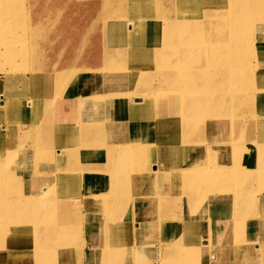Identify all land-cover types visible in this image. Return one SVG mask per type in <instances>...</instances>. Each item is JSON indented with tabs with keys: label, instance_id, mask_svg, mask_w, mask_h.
<instances>
[{
	"label": "rangeland",
	"instance_id": "374dc122",
	"mask_svg": "<svg viewBox=\"0 0 264 264\" xmlns=\"http://www.w3.org/2000/svg\"><path fill=\"white\" fill-rule=\"evenodd\" d=\"M111 1L113 2L111 3ZM163 1L164 0H0V42H4L0 45V92H7L5 94V105L8 106L7 114L0 111V127L5 130L0 132V155L4 156L1 159V168L2 164L4 165L6 161H10V163L7 164V168L10 170L12 167H16L13 171L19 172L10 177V182L14 184L19 182L20 187L18 194H11L8 198L12 200L13 205L16 204L19 207L20 211H26V207H32L33 213H37L38 211L37 203H47L52 207H54L53 204H55V208H60L59 203L64 198H72V196L68 194L70 186L66 182L58 184L53 180V177H41L44 170H49V173L54 172L57 174L65 173V171L74 174L80 171L84 172L83 163L87 160L86 157L80 156L77 158V155L70 154H65L64 157H62L63 155L60 154V150L57 154V158L56 156H49L55 153L56 146H58V144L53 143L54 141L61 143L62 146L58 149L69 148V145L63 143L62 140L50 136V132L52 134L56 130V123L62 122V127L65 129L61 132H64L67 136L75 135L76 132L78 145L91 148L100 146L104 148L96 160L104 158L103 162L110 168H106L104 173L106 177L101 179L102 182L96 183H98L99 187L103 184L105 189L110 188L111 184L109 183L110 185L108 186L103 182L105 180L110 181L112 173L119 170L121 161L124 162L122 165L125 166L124 168L127 170H130L129 161H131L130 164L133 162L134 171L138 172L141 170L144 177L153 170L168 169V171H171L177 168L179 169L181 166H184V164L181 165V161L185 155L189 157L192 156L195 159L194 161L186 163L187 165L197 163L204 164L207 162L209 164L207 167L212 168L215 172L219 169L226 170L223 174L213 175L212 179H210L209 176H205L206 181H204V185H200L199 188L190 187L188 190L186 185L190 180V176L179 174L175 179V185L183 189L184 192L177 191L173 192V194L180 195L181 193L183 196L169 197L168 202L170 207L167 214L175 212L180 205V201L187 196L189 198L192 197L194 200L191 203V206H193L189 213L191 219H194L193 221H197L200 227H204L203 229H199L200 231L204 229L205 231L213 230V236H216L215 234L218 233V230L221 232L222 230H220V228L224 225V223L222 225L219 224L220 221L218 222V218H226V220H231L232 223H235L236 219H245V222L241 225L236 222V226L239 225L245 230H240L241 232L236 230L231 231V234L226 232L222 233V236L231 235L227 240L233 243L230 248V250H232L231 255L228 261L223 264H264V246L262 249L261 236H259L258 239H254V235L256 236V234L257 236L260 233L264 235V211L261 213L259 207L262 202L260 195L264 194V0H240L242 3L245 2L244 5L242 3L240 4L239 0H194L190 3H188L187 0H172V3L169 0ZM184 8H188L192 12L195 11L193 13H199L195 14L198 15V18H202L205 13L211 9L217 12L222 10L223 13H229L226 16L228 20L238 14L243 26L244 23H246V27L250 28L248 34L253 36V42L243 47L247 56L245 60L238 62V69L240 73H243V79L238 80V83L235 82L237 86H234L235 84L233 85V82L230 81V73H228L227 79H211L212 72L215 73V69L219 70L222 66H205V61L210 58H206L205 55H203L208 47L202 44L200 46L201 41L190 45L182 42L173 44L170 39L168 41L165 39V37L169 38L167 35L168 33L163 29L157 30L154 26V13L157 12L161 16L164 14L168 15L171 12L168 16L171 15L175 18L177 17V11H181V9ZM108 9L110 10L109 12H107ZM135 14L139 15V19L136 22L143 29V32H140L138 36V41L149 37L151 39V41L149 39V42H152V46H147L145 43V47L152 49L154 45H160L171 48V50L178 54L192 51L193 57H195L199 65L205 67V69L197 74L195 80L194 78L186 80L188 85H185L180 80L179 82H174L175 80L167 79L160 75V62L157 58L153 57L140 60L138 64L141 74L138 73V75L147 76L150 74L149 83H146V87L150 89L148 91L144 89L141 90V88L145 87H142V83L145 81L144 78H137L135 80L131 78L129 81L126 80L124 89L130 87L128 91L132 95L139 93L140 95H145L146 93L153 94V88H156L154 92L159 94L175 95L173 108L171 104L167 105L165 102L159 109L160 111H165L164 108L170 107L172 111L168 112L170 113L169 115L160 116L157 114L154 119L149 118L138 121V123L142 124H136L135 126H128V122L123 121L119 127H114L111 130V128H107V125H109L112 120V113L110 112L109 117L101 119L97 111H93L91 108L82 109L81 100L84 98L85 91H87L86 94L91 96L93 94L92 88L97 89L100 85H105V87L109 85L108 81L104 80L106 70H100L101 73L104 74L103 76L99 73V68L103 66L111 69L109 68L110 63H107V61L109 59L108 53L113 49L111 47L106 48L105 46L106 41H104V33L107 32L106 29H109L110 34L113 33V29L118 27L117 25H122L124 27L126 24L125 21L129 23L133 22ZM1 15H3V17H1ZM220 18L222 17L220 16ZM108 20L109 22H107ZM85 25H87V29L78 31L77 40L74 41L76 46L71 47V40L69 41L68 39L71 32L69 29L74 28L75 32L76 28H83ZM186 27L187 23L185 22V18L179 15L175 23L170 25L169 29L178 31L177 34L181 35L185 32ZM208 27L209 26L206 28ZM198 28H203L205 31V27L202 25L200 26L199 23H196L194 26V30H198L199 34L202 35L201 30ZM70 53L75 54L74 56L77 58H73L71 63L67 62L69 64L66 63L64 64L65 66H63L62 61H67V56ZM131 61L132 59L127 55L123 58V67L120 63L114 67L117 66L116 69L122 68L124 69V73H127L128 67L131 69ZM166 64L169 65L168 63ZM62 67L68 71L71 69V74H75L77 69L91 70V73L89 77L81 76L83 79L75 78L69 81V83L61 87V89L53 83L55 86L54 92L62 94V97H60L61 100L69 105V107L61 109L60 111L62 113L58 115L55 111L53 112V106L51 104H49V106L45 105L44 96L46 92L43 85L44 80L38 76L39 74L36 71L61 70ZM224 67L227 68L228 65H224ZM25 73L29 74V76L33 73L32 75L35 76L34 78L30 76L27 82H25L21 78ZM7 75L11 78L10 82L9 80L7 81ZM84 78L87 79L85 80ZM113 82H115L113 84L123 83L122 80L120 82ZM215 82H217V89H215L214 95L200 93L199 97L202 96L204 98L205 96H209L213 107V100L216 96V92L219 91L218 97L223 99H221L222 105H218L220 107L218 111L208 113L209 110L202 108L203 106L197 108V105H192L189 102L193 96L199 95L191 94L188 98L187 92L189 90L205 85L211 86ZM77 83L81 84L80 88H77ZM2 84L5 85L6 89L1 87ZM167 86L176 87L177 90H171L167 88ZM136 87L139 91L134 89ZM225 90L229 93H224L223 91ZM50 91L51 90H49V92ZM110 92L113 95L117 94V92L114 91ZM74 100L76 101L75 104L72 103ZM110 108L117 113L118 109L116 105ZM46 109L49 112L52 111L51 118V113L48 115ZM115 109H117V111H115ZM163 111L161 113H163ZM127 112L126 110L125 114ZM221 116L227 117L230 120L227 122L222 121L223 124L211 128V121L215 119L219 120ZM193 118H196V120ZM127 119L129 118L120 120ZM150 121H155L154 125L153 122L146 124ZM168 121H175L173 123L174 128L170 129V133L173 132L172 134L176 138L169 136V134L167 136L160 135L159 122L166 123ZM187 121H192L194 124L186 125ZM88 123L91 126L85 128V124ZM72 124H77L79 128H76L75 125L72 127ZM4 125L7 127L4 128ZM101 130H103V134H105L104 141H92V139L99 136ZM122 131L127 132V141L131 143L133 147V152L129 154L130 159L127 163L124 159L125 153L123 152V146L116 142L115 139L108 142L111 135H120ZM27 135L28 137L34 136L35 142L27 143L25 141ZM165 137L167 142L163 140ZM182 139V143H184L183 146H188V150H185L187 153H182L181 151L182 144L180 141ZM85 140H87V142H85ZM171 142L176 143L175 151H164V148L160 150V146H166V143L170 144ZM228 143L231 145L234 144L235 147L241 145L244 150L247 148L245 151L255 154L257 162L262 168L241 171L239 174L235 175L233 174V167L230 168L225 166L226 168H220L219 165L223 161H219V158L221 156L225 157L226 155L230 156L231 153H226L222 149H220V151L217 149L218 151L213 150V152H211L210 149H213L216 144L225 145ZM143 146L150 149L151 152H148V150L144 151ZM18 149L20 150L17 154L12 153H15ZM139 149H141V151H139ZM210 153H212L213 157L210 156ZM153 157L155 158L153 159ZM153 160L155 161L154 166ZM125 163L126 165H124ZM190 167L196 168V165H190ZM249 167L252 166L249 165ZM257 173L258 176H256ZM19 174H21L20 177H17L16 175ZM137 178L139 179L138 176ZM178 179L179 184L177 183ZM87 183L89 184L83 181V188L91 185L90 182ZM139 183L138 180L134 186L140 185ZM145 183H149L148 189L139 190ZM120 184L121 188L118 189V192H105L107 197L116 199L112 202L114 207L108 202H102L100 200L98 202L99 211L105 213V220L109 219V222L103 224L102 227H94L90 234L89 231L85 233L82 231L81 233L77 230L74 240L61 247L63 249L56 251L53 257L58 258L59 253L63 251L64 254H70L74 257L75 264H168L164 254H160L161 249H159L160 253L155 256V247L164 244L163 240L165 235H173L177 238L176 235L180 232H175V230L164 232L163 228L164 226H170V228H172L173 222L176 220L181 221L183 215L174 214L169 218L167 214L162 212L159 214L160 217H158L159 210L156 207L155 199L163 192L157 194L155 191V195L153 194L152 176L151 179L145 178V181L140 187L136 188L133 186L134 190L139 191L132 190L131 183L128 184V182L123 181V183L120 182ZM215 184H227L235 190V202L237 206H235V208L239 209L240 214L235 213V216H231V214L226 215L222 213V209L218 208L217 205H213L214 201L220 197L209 190V187L215 186ZM164 186H166L165 183L159 186V189L161 187L164 188ZM76 188L78 189V187ZM201 189H203V191ZM213 191L216 193L220 190ZM87 193L90 194L88 191ZM201 194L202 196L204 194L203 197H205L201 200L204 204L201 201L199 202V198L202 197ZM223 196H228V193H224ZM181 202L186 203V199ZM104 203L105 205L102 206ZM108 207L110 211L114 209L112 215L105 211ZM73 210L81 212L76 208ZM125 211H127V214L124 213ZM137 213L140 215V221L143 223H140L137 230L133 224L135 229L133 230L131 228V222L137 219ZM185 215L184 219L186 220L184 221L189 224L188 215L187 217ZM230 217L232 219H230ZM80 218L81 213L79 217H71L69 220L70 222L73 221V224L80 228L78 224ZM167 218H169V221L166 220ZM111 219H114L111 224L118 233L112 230V226L110 225ZM41 220H45L43 216L33 219L32 221L28 220L29 224H25L26 227H24L25 231L30 232V228L42 223ZM91 220L93 221L92 218ZM146 221H150V223H145ZM84 228H86V226H84ZM24 229L23 225H21V232L24 231ZM205 231L203 232L204 235L207 233ZM180 234H185L184 236H186L185 231ZM241 234L248 235L250 238L249 241L253 239L254 243L251 248L246 250L247 247L242 249L236 246L237 243L245 241V239L242 240ZM22 236V233L15 234L12 238L7 240L10 246L5 247L3 252L6 256H0V263L7 264L8 259L13 260V254L10 255L13 251H26L27 247L25 246L27 245L24 240L22 241V245L14 246V244L17 243L13 241H17ZM184 236L176 240L186 243L188 239ZM93 238L103 240L106 247L108 246L109 249L112 248L113 250H111L109 254L107 252H102V250L95 249L93 251L95 247L92 241ZM114 241H116V243L118 242L115 246ZM69 245L72 246L69 247ZM259 245L262 250L254 251L256 250L255 247ZM99 246L100 249L102 243H100ZM80 251L83 253L81 256ZM174 253V258L177 257V259L180 260V257H182V259H184L183 262L181 259L180 263L174 261V264H208L206 261L208 258L207 254L203 250L193 255H190V252L185 251V249L178 250ZM78 257H81V259L79 260ZM15 259L19 261V264H26L27 261L26 258L22 259L21 257H15ZM49 264L60 263L56 260Z\"/></svg>",
	"mask_w": 264,
	"mask_h": 264
},
{
	"label": "bare ground",
	"instance_id": "6f19581e",
	"mask_svg": "<svg viewBox=\"0 0 264 264\" xmlns=\"http://www.w3.org/2000/svg\"><path fill=\"white\" fill-rule=\"evenodd\" d=\"M169 1H171V3H172V0H169ZM187 1H188V3H190V2H193L194 0H187ZM112 2L113 1H111V3ZM163 2H162V4H163ZM241 3H242V1H240V4ZM244 3L245 2H243L242 4L244 5ZM238 6H239V4H238ZM109 11L110 10L108 9L107 12H109ZM256 11H260V10H256ZM177 12H178L176 14L177 17H175V18L172 17L171 15L168 16L171 12L168 15L164 14L161 16L157 12L153 14L154 26L157 28V30L163 29L166 33H168L167 35L169 38L165 37V39L167 41L170 39V41L173 44L176 42H182V43L189 44V45L193 44V43H198L201 41L200 46L202 44V45H205L206 47H208L207 51L204 52L205 54H203V55H205L206 58H210L209 60L205 61V63H204L205 66H207V65H213L214 67L215 66L219 67V65L222 66L221 68H219V70L214 68L215 73L212 72L211 79H214V78L216 80L217 79H219V80L220 79H227L228 73H230L229 77H230V81L233 82V85L235 84V82L238 83V80H242L243 79V77H242L243 73L239 72V69H238L239 63L238 62L239 61L242 62L243 60H245V57L247 56V54H246V51L243 50V47L246 46L248 43L251 44L253 42V36L251 34H248V32L250 31V28L246 27V23H244V26H243V23H241V19L239 18L238 14H236L234 17H231L228 20V19H226V16L229 13H223L222 10L220 12H217V11H213L211 9L210 11L206 12L202 18H198L197 17L198 15H195V14H199V13H193L195 11L192 12L188 8L181 9V11H177ZM241 12H242V10H241ZM179 15L184 17L185 22L187 23V27L185 29V32L181 35L177 34L178 31H174V30L169 29L170 25L175 23V21ZM220 16L222 18H220ZM1 17H3V15H1ZM24 17H26V16H24ZM138 19H139V15L135 14V16L133 18V22L129 23L128 21H125L126 24L124 27L122 25H120V26L117 25L118 27L113 29V33H111V34L109 33V29H106L107 32L104 33V41H106L105 46H106V48L111 47L113 49L110 53H108L109 59L107 61V63H110L109 68H111V69H108V67L103 66V67L99 68V73L101 76H103L104 74L101 73L100 70H102V69L106 70L104 80L108 81L109 85L106 87H105V85H100L97 87V89L92 88L93 94L91 96L86 94L87 91H85L84 92V98L81 100V108L82 109H87V108L90 109L91 108L93 111H97L99 113L101 119L104 117L105 118L109 117L110 112H111L112 113L111 114L112 120H111L110 124L107 125V128L109 127V128H111V130L114 127H119L121 125V122H123V121L128 122V126H130V125L135 126L136 124H142V123H138V121H142V120L149 119V118L154 119V117L157 114L160 116L161 115H169L170 113H168V112L172 111V109H170V107L164 108L165 111L162 110L163 113H161L162 111H160L159 109H160V106L162 104H164L165 102L167 103V105L171 104V107L173 108V104L175 103V95L159 94L157 92H154V90L156 88H153V94L152 93H146L145 95H140V93H139L136 95H134V94L132 95L128 91V90H130V87H127L126 89H124V87L126 86V85H124L126 83V80L129 81L131 78L134 80L137 78H144L145 81H143L142 87L143 86H145V87L141 88V90L144 89L145 91H148L150 89V88L146 87V85L149 83L150 74H148L147 76H145V75L140 76L141 73L139 72L140 67L138 64V62H140V60L150 59L153 57L157 58V60H159V62H160V64H159L160 75H162L163 77H166L167 79L175 80L174 82H179V80H180L185 85H188V82L186 80H191L193 78L195 80L197 78V74H199V72H201L203 69H205V67H202L201 65H199L198 60L195 57H193L192 51H186L183 54H178V53H175L173 50H171V48H167V47L160 46V45H154L152 49L145 47V43L147 44V46H152V42H149V39H150L149 37H147V39H143L141 41H138L139 40L138 36H139L140 32H143V29L141 28V26H139L138 23L136 22ZM262 19H263V17H262ZM107 22H109V20ZM196 23H199L200 26L202 25L205 27V31L203 28H200V29L198 28L199 30H201L202 35L199 34L198 30H194V26ZM207 26H209V27L206 28ZM128 27H129V30H128ZM43 32H45V31H43ZM68 39L70 41L69 37H68ZM150 41H151V39H150ZM2 43H4V42H0V45ZM74 46H76V44H74L73 46L71 45V47H74ZM100 46H98V47H100ZM74 55L75 54L70 53L67 56V58H68L67 61L66 60L62 61V65L65 66L64 64H66L67 62L71 63L73 61L72 60L73 58H77ZM127 55H129L130 58L132 59V61H131L132 66H131V69H130V67H128L127 73L126 72L124 73V69H122V68L116 69L117 66L116 67H114V66L119 64V63L121 64V66L124 65L123 64V58L126 57ZM97 56H98V54H97ZM124 60H126V59H124ZM116 62H118V63H116ZM69 63H67V64H69ZM166 63H168L169 65H167ZM103 65H104V63H103ZM224 65H228V67L226 68V67H224ZM69 70L71 71V69H69ZM70 71L65 70V68L63 69V67L61 70L53 69L50 71H41V72L36 71L39 74V75L38 74L37 75L44 80L43 85L45 87V92H46V94L44 96L45 97L44 103L46 106L47 105L49 106V104H51L53 106V108H52L53 112L55 111L58 115H60V113H62L60 111L61 109H65V108L69 107V105L65 101L61 100L60 97H62V94H60V93L58 94V93L54 92L55 86L53 83H55L56 86L60 87V89H61V87H63L65 84L69 83V81H71L75 78L76 79L82 78L81 76L89 77V75L91 73V70H78L77 69V71H75L76 72L75 74L74 73L71 74ZM138 73H140V74L138 75ZM155 73H157V72H155ZM32 74L33 73H31L30 76L34 78L35 75H32ZM30 76H29V74L25 73V74H23V76L21 78H22V80L27 82V79ZM153 78H154V76H153ZM253 78H254V76H253ZM84 79L86 80L87 78H84ZM8 80L10 82L11 78L7 75V81ZM121 80L123 82L122 84H113V83H115L113 81L120 82ZM251 81H253V80H251ZM258 82H260V81H258ZM154 83H155V81H154ZM168 84H170V83H168ZM174 84H176V83H174ZM76 86H77V88H80L81 84L77 83ZM234 86H237V85L235 84ZM1 87L5 88V85L2 84ZM167 88H169L171 90H173V89L177 90L176 87H168L167 86ZM134 89H136V91H139V89H137V87ZM215 89H217V82H215L211 86L205 85L203 87L192 88L191 90H189L187 92V94H188L187 97L189 98V95L191 96V94H196V95L199 94L198 96H193L189 100V102L192 105L193 104L197 105V108L203 106L202 108L209 110L208 113H213L212 111H218L219 110L220 107L218 105H222L221 99H223V98L218 97L219 91L216 92V96L213 100L214 101L213 107H212L211 99L209 96H205L204 98L202 96L201 97H199V96H200V93H204L205 95H207V94L214 95ZM49 90H51V91L49 92ZM110 91L117 92V94L113 95ZM223 92L229 93L227 90H225ZM6 93L0 92V95H4V96H0V111H2V113L4 112V114L8 113L7 112L8 106L5 105L6 104V97H5ZM118 97H121V98H118ZM187 97H186V99H187ZM75 102L76 101L74 100L72 103L75 104ZM115 105L118 109V111H117V109H115V111H117V113H115L114 110L112 108H110L111 106H115ZM187 108H188V106H187ZM126 110L128 112L125 114ZM46 113L48 115L51 113L50 118L52 117V111L49 112L46 109ZM125 118H129V119L120 120V119H125ZM193 119L196 120V118H193ZM228 120H230V119L227 117L221 116L219 118V120L215 119V120L211 121V128H214L218 125H221V124H223V122H227ZM152 122L154 125L155 121H150V122H147L146 124H150ZM174 122L175 121H173V122L168 121L166 123L165 122H159L160 135L167 136L169 134V136L176 138L172 134L173 132L170 133V129L174 128V125H173ZM190 124L193 125L194 123L192 121H189V122L187 121L186 125H190ZM74 125L76 128L78 127L77 124H72V127ZM4 126H5L4 128L7 127L6 125H4ZM88 126L90 127L91 125L88 123V124H85L84 127L86 128ZM92 126H95V125H92ZM55 127H56L55 132H53L52 134L50 132V136H53V138L56 137L58 140H62L63 143H66L67 145H69V148H67V149H62V148L59 149L61 152L60 154L63 155L62 157H64L65 154L77 155V158H79L80 156H83V157H86V159H87L84 161V163L90 164L91 161L98 158L99 154L104 150V148L100 147V146L91 148L88 146L78 145V141L76 138L77 137L76 132H75V135H68V136L64 132H61L63 129H65L64 127H62V122L56 123ZM95 127H98V126H95ZM0 129H1L0 132L4 130L1 127H0ZM111 130H109V131H111ZM188 133H189V131H188ZM225 137H227V136H225ZM225 137H222V138H225ZM127 138H128L127 132L122 131L120 135H111L109 137V141H108V142H111L112 140L115 139L116 142H118L120 145L123 146V152L125 153L124 159L126 160V163L130 159L129 154L133 152V147H132L131 143H129L127 141ZM163 140L167 142L166 137L163 138ZM175 141L178 142L177 140H175ZM85 142H87V140H85ZM182 142H183V139L180 141V143L182 144L181 151H182V153H184V152H186L185 150H188V146L184 147L183 146L184 143H182ZM170 144L166 143V146H160L159 148H160V150L164 148L165 149L164 151H167V150L175 151V147H176L175 144L176 143L171 142ZM143 148H144V151L148 150V152H151L150 149H148L144 146H143ZM217 149H219V151H220V149H222L226 153H231L230 156L226 155L225 157L221 156L219 158V161H223L222 163H220L219 167L220 168H224L225 166L230 167V168L233 167L234 168V172H233L234 175L239 174L241 171H247V170L249 171V170H253L256 168H262V166H260L259 163L257 162V158L255 157V154H253L251 152H250L251 154L248 153L247 151H245V150H247V148L244 150V148L241 147V145L235 147L234 144L231 145L229 143L225 144V145L216 144L215 147H213V149L211 148L210 150H211V152H213V150L215 151ZM19 150L20 149L15 151V153L14 152H12V153L17 154ZM139 151H141V149H139ZM153 156H154V153H153ZM210 156L213 157L212 153H210ZM3 157L4 156L0 155V160ZM57 157H58V155H56V158ZM92 157H93V159L91 160ZM154 158L155 157H153V159ZM194 160L195 159L192 156L189 157L188 155L187 156L185 155L181 161V165L184 164V166H181L179 169L177 168V169H174L171 171H168V169H166V170L165 169L153 170L152 172L147 173L145 175V177L143 176V173L141 172V170H139L138 172L134 171L135 169H134V166L132 165L133 162H132V164H130L131 161H129V169L130 170H127L124 168L125 166L122 165V163H124V162L121 161L119 170L112 173V175H111L112 178L110 177V181L105 180L103 182L105 185H108V186L110 184L112 185V186L110 185V188H108V189H105L104 188L105 186L103 184H101V186L99 187L98 183H96V182H102L101 179L103 177H106V175H104L106 169L90 168V166H87L86 164L83 163L84 164V172L80 171L76 174L71 173V172H66V171H65V173L57 174V173L53 172V169H52L53 173H49V170H44L42 173L43 175L41 177H45V178L53 177V180L58 184H62L63 182H66L70 186L69 187L70 190L68 191V194H70L72 196V198H64L59 203L60 208H55V204H53L54 207H52L47 203H41V202L37 203L36 204V205H38L37 206L38 207L37 213L32 212V207H30V208L26 207V211H20L19 207L16 204L13 205L12 200H10L8 198L9 195H11V194H18L19 193V188H20L19 182L17 184L10 182V177L19 173V172L13 171V169L16 167H12V169H10V170H9V168H7V164L10 163V161H6L4 165L2 164V168H1V163H2V160H1L0 161V254H1L0 256H6V254L3 251H4L5 247L10 246V244L7 242V240L12 238L15 234L22 233L23 236L20 239H18L17 241H13V242L17 243V244H14V246L22 245V241L24 240L26 242L27 246H25V247H27V249L25 252H20V250H19V251H13V253H10V255L13 254V257H12L13 260L8 259L7 261L9 263L7 262V264H19V261H17L15 259V257H21L22 259L26 258L27 259L26 264H34V263L35 264H49L50 262H54L56 260H58V262L60 264H75L74 263V257L70 254H64L63 251H61L59 253L58 258L53 257V255L56 251L63 249L61 247L69 244L70 241L74 240V237L77 233V230H79L81 233H82V231H83V233L89 231V234H90V232L92 231V229L94 227H96V228H98L99 226L102 227L103 224H105L106 222H109V219L105 220V213L104 212L102 213L101 211H99V208H98L99 200L102 202H108L111 205L113 204L112 202H114L116 200V199L107 197V194H105L106 191L107 192H114V191L118 192V189L121 188L120 182L123 183V181L128 182V184L131 183L132 184V190H134L133 186L138 180L140 182L139 183L140 185L134 186L136 188H138L142 185V183L145 181V178L151 179V176H152V184L153 185L152 184L151 185L153 186V194L155 191L157 194L163 192L160 194V196L158 198L156 197V199H155L156 200L155 201L156 207L159 210L158 217H160L159 216L160 213H162V212H164L165 214L168 213V209L170 207L169 202H168L169 197L183 196V195H181V193H180V195L173 194V192H177V191L184 192L183 189H180L179 187H177L175 185V179L179 174H186V175L190 176V178H189L190 180L186 185V188L188 190L190 187L191 188H199L200 185L201 186L204 185V181H206L205 176H209L210 179H212L213 175H217L220 173L223 174L226 171V170L219 169V170H216V172H215V170H213L212 168L207 167V166H209V164L207 162L204 164H202V163L189 164V165L186 164V163L194 161ZM126 163L124 165H126ZM67 165H68V160H67ZM137 165H135V166H137ZM154 165H155V161L153 160V166ZM190 165H196V168H191ZM249 165L252 167H249ZM247 168H249V169H247ZM52 174H54V175H52ZM20 175L21 174L16 175V176L20 177ZM137 176L139 177V179L137 178ZM256 176H258V173ZM83 181L86 184H89L87 182H90L91 185L83 188V185H84ZM164 183L166 184V186H164V188L161 187L159 189V186L163 185ZM177 183L179 184V179L177 180ZM148 185H149V183H145L143 185V187L139 190L148 189ZM197 185H199V186H197ZM76 187H78V189ZM139 190H134V191H139ZM201 190L203 191V189H201ZM209 190L212 191L213 194L220 196L219 199H216L214 201L213 205H217L218 208L222 209V213H225L226 215L231 214V216H235L236 214H240L239 209L235 208V206H236V202H235L236 198H235V192H234L235 190L232 189L230 187V185L215 184V186L209 187ZM213 190H220V191L219 192L217 191L215 193V191H213ZM87 191L90 192V194L87 193ZM224 193H228V196H223ZM201 196H202V194H201ZM203 196H204V194H203ZM203 196L199 198V202L202 200V198L203 199L205 198ZM185 197H186L185 198L186 203L181 202V201H185V199H182L180 201V205L178 206L177 210L172 214V215L182 214L183 218L181 219V221H178V220L174 221L172 228H170V226H164L163 231L166 232L167 228L170 231L175 230V232H178V233L179 232L183 233L185 231L186 236H184L185 234L181 235L180 233L177 234L176 236H177V238H183V236L186 237L188 239L187 242L184 243V242H181L179 240H176L177 238L173 235H170V236L165 235L164 240H163L164 244L162 246L159 245L160 248L155 247L156 248L155 249V251H156L155 256H157L160 253L159 249H161L160 254H164L166 262L168 264H174L175 263L174 261H176V262L178 261L180 263L181 259H182V257H180L181 259L178 257L180 260H178L177 257L174 258L175 257L174 252H176L178 250L185 249V251L190 252L189 253L190 255H193L194 253L203 250L207 254L208 258L206 261L208 262V264L209 263L223 264L224 262H227L229 259V256L231 255V252H232V250H230V248L233 245V243L229 242L230 240H227V238L231 237V235L230 236H222V233H224V232L230 233L231 231H235V230L236 231L245 230L243 227H241L239 225L236 226L237 223H240V225H241L243 222H245L244 221L245 219H243V218L236 219L235 218L237 223L235 221H234L235 223H232L231 220H226V218L225 219L218 218V222L220 221L219 224L222 225L224 223V225L222 227L220 225V227H221L220 230H222V231L219 232V230H218V233L215 234L216 236H213V230L205 231V229H204V230L200 231L199 229H203L204 227H200L198 225L197 221H193L194 220L193 218L191 219V215L189 213V211H191V209L189 211H188V209L194 200L192 197H190V198L187 196H185ZM118 199H120V198H118ZM260 199L262 202H261L259 207H260L261 213H262L264 211V194L260 195ZM201 202L203 203V201H201ZM104 205H105V203L102 206H104ZM75 208L79 209L81 212L74 211L73 209H75ZM29 210H30V212H29ZM113 210L110 211V209L108 207V209H106L105 211L109 212L110 215H112ZM80 213H81V218H80V222L78 223L80 225V228H79L77 225L73 224V221L70 222L69 218H71V217L77 218V217H79ZM124 213L127 214V211H125ZM167 215L170 217L171 213H169ZM167 215H165V216H167ZM184 215L186 217L188 215L189 224L185 223L184 220H186V219H184ZM41 216H43L45 220H41L42 223H40L38 226L34 225L32 228H30L31 229L30 232H26L24 227H26L25 224H29L28 220L32 221L33 219H36V218L41 217ZM137 216H138L137 219H135L131 222L132 223L131 228L133 230H135V229L137 230V227L140 226V223H143L142 221H140V215L138 213H137ZM91 218L93 219V221L91 220ZM230 219H232V218L230 217ZM240 220H243V221H240ZM112 221H114V219L110 220V225L112 226L111 228L113 231H117V230H114L115 228L111 224ZM145 223L149 224L150 221H146ZM133 224L135 226V229L133 227ZM154 224H156V223H154ZM21 225H23V229H24V231H22V232H21ZM234 225H235V227H234ZM84 226H86V228H84ZM154 226H157V225H154ZM161 227H163V226H161ZM204 231L207 232L206 235L203 234ZM117 233H118V231H117ZM219 233H221V234H219ZM94 234H96V233H94ZM218 234H219V236H218ZM246 234H241L242 240L245 239V241L241 242V243L240 242L237 243L236 246H238L242 249L247 247L246 248V250H247L248 248H251V246H253L254 241H253V239L251 241H249L250 238ZM254 237H255L254 239L257 238L255 235H254ZM221 240H226V241H221ZM92 241H93V244L95 245L93 251L95 249L96 250H102V252H104V253L107 252L109 254L111 252V250H113L112 248L109 249L108 246L106 247L103 240L93 238ZM114 242H115L114 246H115V244H118V242L117 243H116V241H114ZM100 243H102V246L99 249ZM112 245H113V243H112ZM70 246H72V245H69V247ZM255 248H256V250H254V251H261L263 249V248L261 249V246H256ZM115 249H114V252H115ZM116 251H117V249H116ZM21 253H23V254H21ZM92 253H94V252H92ZM121 254H122V252H121ZM137 254H138V252H137ZM81 255H83V253H81V251H80V256ZM114 256H116V255H114ZM78 259L80 260L81 257H78ZM183 261H184V259H182V262ZM0 264H2V262Z\"/></svg>",
	"mask_w": 264,
	"mask_h": 264
},
{
	"label": "crops",
	"instance_id": "0c3cea01",
	"mask_svg": "<svg viewBox=\"0 0 264 264\" xmlns=\"http://www.w3.org/2000/svg\"><path fill=\"white\" fill-rule=\"evenodd\" d=\"M87 29V25H85L83 28L81 27V28H76L75 29V32H74V28H70L69 30L71 31L70 32V34H69V38H70V40H71V43H72V45L73 44H75V40H77V37H78V31H83V30H86ZM60 30H62V29H60ZM30 136V135H29ZM31 137V138H30ZM30 137H28V135L25 137V141L28 143H32V142H35V138H34V136H30ZM27 138V139H26ZM34 139V140H33ZM104 139H105V134H103V130H101L100 131V133H99V136H97L95 139H92V141L94 140V141H101V142H103L104 141ZM106 141V140H105ZM53 143H56V144H58V146H56V150H55V153H53V154H51V155H49V156H52V157H55L57 154H58V152H59V147H61L62 145H61V143L60 142H58V141H54ZM251 154V153H250ZM93 159V157L91 158V160ZM103 160H104V158H100V159H98V160H96V159H94V160H92L91 161V164H89V163H84V164H86L87 166H90V168H102V169H108V168H110V167H108V166H106V164L103 162ZM99 161V162H98ZM193 206V205H192ZM192 206L190 205V207H189V209H188V211L192 208ZM174 213V212H173ZM173 213H171V215H170V217L172 216V214ZM169 217V218H170ZM169 218H167L166 220H168ZM167 231H168V228H167ZM167 236H170V235H167ZM259 236H261V240H262V246H264V235H263V233H260V234H258V236H257V234H256V237L257 238H259ZM256 238V239H257ZM260 246V245H259ZM263 248V247H262Z\"/></svg>",
	"mask_w": 264,
	"mask_h": 264
}]
</instances>
